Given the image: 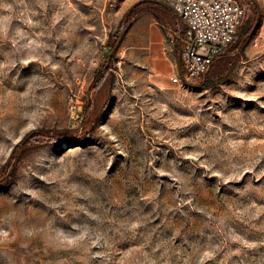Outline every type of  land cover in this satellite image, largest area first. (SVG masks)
Instances as JSON below:
<instances>
[{
    "label": "rangeland",
    "instance_id": "1",
    "mask_svg": "<svg viewBox=\"0 0 264 264\" xmlns=\"http://www.w3.org/2000/svg\"><path fill=\"white\" fill-rule=\"evenodd\" d=\"M241 2L179 85L160 0H0V264H264V0Z\"/></svg>",
    "mask_w": 264,
    "mask_h": 264
},
{
    "label": "built area",
    "instance_id": "2",
    "mask_svg": "<svg viewBox=\"0 0 264 264\" xmlns=\"http://www.w3.org/2000/svg\"><path fill=\"white\" fill-rule=\"evenodd\" d=\"M179 18L180 29L170 31L169 45L179 46L171 81L187 85L211 68L231 45L247 20L241 0H160Z\"/></svg>",
    "mask_w": 264,
    "mask_h": 264
},
{
    "label": "crops",
    "instance_id": "3",
    "mask_svg": "<svg viewBox=\"0 0 264 264\" xmlns=\"http://www.w3.org/2000/svg\"><path fill=\"white\" fill-rule=\"evenodd\" d=\"M175 20V29L181 28V22L179 18L174 14ZM140 29V28H139ZM146 32L149 35V53L148 56H146L147 64L151 68L157 67L158 63H162L165 65H168L167 61L169 60V57L166 56L163 48V42L165 40L164 35L162 34L160 28L158 25H156L155 22H151L148 27H146ZM178 49V58H179V46L177 45ZM167 60V61H166ZM173 65V64H172ZM174 67V65H173Z\"/></svg>",
    "mask_w": 264,
    "mask_h": 264
}]
</instances>
